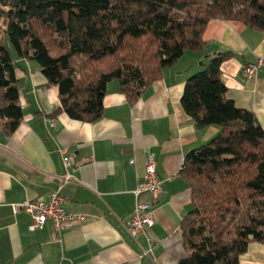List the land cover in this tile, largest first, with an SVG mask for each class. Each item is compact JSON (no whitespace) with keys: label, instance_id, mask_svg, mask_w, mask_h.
<instances>
[{"label":"crops","instance_id":"crops-1","mask_svg":"<svg viewBox=\"0 0 264 264\" xmlns=\"http://www.w3.org/2000/svg\"><path fill=\"white\" fill-rule=\"evenodd\" d=\"M203 38V51H185L133 104L118 81H110L103 114L93 121L55 113L61 106L58 85L49 83L36 60L11 50L23 118L10 135L0 128V264H177L187 254L180 224L191 209L192 189L179 170L185 155L220 129L197 128L181 101L186 79L202 68L206 53H238L221 63L227 95L252 109L264 128V67L252 76L241 71L264 56V31L214 18ZM150 152L163 187L155 224L135 240L126 223L135 203L151 198L148 191H134ZM66 174L69 181H63ZM57 189L69 210L84 214L72 227L57 231L49 222L32 229L31 215L12 207L46 199ZM239 264H264V242L250 241Z\"/></svg>","mask_w":264,"mask_h":264},{"label":"trees","instance_id":"trees-1","mask_svg":"<svg viewBox=\"0 0 264 264\" xmlns=\"http://www.w3.org/2000/svg\"><path fill=\"white\" fill-rule=\"evenodd\" d=\"M0 18V128L10 135L23 118L12 49L58 85L55 113L93 121L110 81L133 104L185 51L207 47L211 19L264 31V0H0ZM237 54L206 53L185 81L181 101L196 127L220 129L179 170L192 204L180 224L187 254L177 264H239L250 241L264 242V128L228 97L221 71Z\"/></svg>","mask_w":264,"mask_h":264},{"label":"built area","instance_id":"built-area-1","mask_svg":"<svg viewBox=\"0 0 264 264\" xmlns=\"http://www.w3.org/2000/svg\"><path fill=\"white\" fill-rule=\"evenodd\" d=\"M264 67V56H257L255 60L249 61L242 66V73L245 76H252ZM68 164V163H67ZM70 174L63 176V181H69ZM163 178L156 169V157L150 153L147 158L146 172L143 179L137 184L135 193L143 191L151 193V198L137 201L134 212L130 215L127 225V233L138 240L140 235H146L149 228L156 222L154 205L156 196L163 186ZM67 198L54 190L46 199H25L20 203H12L14 211L19 209L26 210L31 215L32 229L44 228L47 223H51L55 230L61 231L77 224L84 218L80 212L69 210L66 206ZM151 248H145L144 254H148Z\"/></svg>","mask_w":264,"mask_h":264},{"label":"rangeland","instance_id":"rangeland-1","mask_svg":"<svg viewBox=\"0 0 264 264\" xmlns=\"http://www.w3.org/2000/svg\"><path fill=\"white\" fill-rule=\"evenodd\" d=\"M2 23V19L0 18V24ZM7 44H8V46H10V48L12 49V46L10 45V43L9 42H7ZM13 50V49H12ZM150 153H154V152H150ZM150 153H148V155L150 154ZM147 158H148V156H147ZM146 163H147V160H146ZM145 172H146V165H145ZM145 172H144V174H145ZM143 177H144V175H143ZM163 187V186H162ZM161 191V190H160ZM159 191V192H160ZM140 193H142V192H140ZM139 193V194H140ZM156 202H157V200H156ZM137 203V202H136ZM136 203H135V207H136ZM155 206V205H154ZM135 207H134V209H135ZM134 209H133V211L132 212H134ZM154 211H155V208H154ZM83 214V213H82ZM84 215V214H83ZM130 218V217H129ZM84 219V218H83ZM82 219V220H83ZM129 220V219H128ZM128 220H127V223H126V227H127V225H128Z\"/></svg>","mask_w":264,"mask_h":264}]
</instances>
